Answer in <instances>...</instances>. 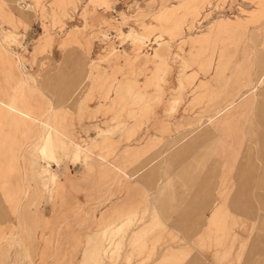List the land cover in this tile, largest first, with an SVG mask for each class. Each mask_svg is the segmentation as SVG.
Returning a JSON list of instances; mask_svg holds the SVG:
<instances>
[{
  "label": "rangeland",
  "instance_id": "rangeland-1",
  "mask_svg": "<svg viewBox=\"0 0 264 264\" xmlns=\"http://www.w3.org/2000/svg\"><path fill=\"white\" fill-rule=\"evenodd\" d=\"M0 264H264V0H0Z\"/></svg>",
  "mask_w": 264,
  "mask_h": 264
},
{
  "label": "bare ground",
  "instance_id": "bare-ground-1",
  "mask_svg": "<svg viewBox=\"0 0 264 264\" xmlns=\"http://www.w3.org/2000/svg\"><path fill=\"white\" fill-rule=\"evenodd\" d=\"M262 8V7H261ZM254 88V86H252L251 88H249L248 90H251V89H253ZM249 91H247L246 93H248ZM246 93H241L240 95H239V99L241 98H243L244 96H245V94ZM237 101V99L236 100H233L232 102H230L229 104H227V105H225V106H223L220 110H219V112L218 113H221L222 111H225V110H227V109H229V108H231L234 104H235V102ZM81 147V146H80ZM113 165V164H112ZM45 172V174H44V178L47 176V171L45 170L44 171ZM164 172H165V174L167 175L168 174V170H167V168L166 167H164ZM93 232V231H92Z\"/></svg>",
  "mask_w": 264,
  "mask_h": 264
},
{
  "label": "crops",
  "instance_id": "crops-1",
  "mask_svg": "<svg viewBox=\"0 0 264 264\" xmlns=\"http://www.w3.org/2000/svg\"><path fill=\"white\" fill-rule=\"evenodd\" d=\"M114 166V165H113Z\"/></svg>",
  "mask_w": 264,
  "mask_h": 264
}]
</instances>
